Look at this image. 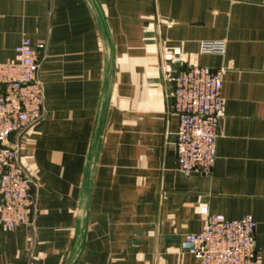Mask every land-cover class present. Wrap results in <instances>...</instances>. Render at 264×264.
<instances>
[{"label":"crops","instance_id":"crops-1","mask_svg":"<svg viewBox=\"0 0 264 264\" xmlns=\"http://www.w3.org/2000/svg\"><path fill=\"white\" fill-rule=\"evenodd\" d=\"M26 38L46 46L45 114L21 151L37 212L0 224V264H198L205 206L254 216L264 264V0H0V63ZM174 49L175 68H225L210 174L178 168Z\"/></svg>","mask_w":264,"mask_h":264},{"label":"built area","instance_id":"built-area-1","mask_svg":"<svg viewBox=\"0 0 264 264\" xmlns=\"http://www.w3.org/2000/svg\"><path fill=\"white\" fill-rule=\"evenodd\" d=\"M226 41L206 40L201 53H223ZM45 44L34 48L24 39L17 57L0 63V224L8 230L33 225L37 212V184L22 157V137L45 114L46 90L40 79ZM166 73L179 126L175 142L178 168L184 174H210L217 158L218 127L224 110L225 68L191 65L175 68L181 50L165 52ZM201 231L189 234V250L198 264H257V221L251 214L228 219L200 209Z\"/></svg>","mask_w":264,"mask_h":264},{"label":"water","instance_id":"water-1","mask_svg":"<svg viewBox=\"0 0 264 264\" xmlns=\"http://www.w3.org/2000/svg\"><path fill=\"white\" fill-rule=\"evenodd\" d=\"M43 121V119L39 122V123H37L35 126H33L23 137H22V139H21V145L23 146V144H24V141H25V139H26V137L29 135V133L33 130V129H35L38 125H40V123ZM188 249L190 250L191 248H192V244H190V243H188ZM72 257V254H70V256H69V258H68V260L70 259Z\"/></svg>","mask_w":264,"mask_h":264}]
</instances>
